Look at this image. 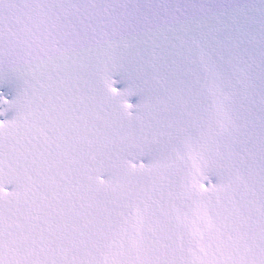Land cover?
I'll list each match as a JSON object with an SVG mask.
<instances>
[{
	"label": "snow or ice",
	"instance_id": "6c2138e0",
	"mask_svg": "<svg viewBox=\"0 0 264 264\" xmlns=\"http://www.w3.org/2000/svg\"><path fill=\"white\" fill-rule=\"evenodd\" d=\"M0 264H264V0H0Z\"/></svg>",
	"mask_w": 264,
	"mask_h": 264
}]
</instances>
